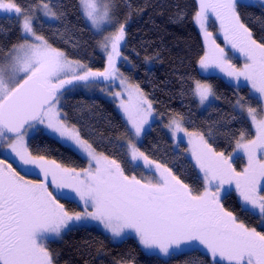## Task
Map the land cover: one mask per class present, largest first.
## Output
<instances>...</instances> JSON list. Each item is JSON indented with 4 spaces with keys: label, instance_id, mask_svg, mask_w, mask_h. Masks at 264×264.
Listing matches in <instances>:
<instances>
[{
    "label": "snow or ice",
    "instance_id": "6c2138e0",
    "mask_svg": "<svg viewBox=\"0 0 264 264\" xmlns=\"http://www.w3.org/2000/svg\"><path fill=\"white\" fill-rule=\"evenodd\" d=\"M257 2L264 9V0ZM78 4L96 34L115 27L97 42L106 55L103 71L70 59L39 34L43 23L63 18L59 3L36 0L22 7L18 0H0V14L17 19L21 33L18 43L0 51V264H57V254L50 250L49 243L66 231L86 229L94 223L113 240L134 236L153 254L195 257L187 264H264V37L255 38L237 10L238 5L250 7L255 3L196 0L192 14L205 44L198 60L201 72L209 79L218 70L234 81L237 90L248 88L251 99L237 96L232 107L255 132L250 138L246 129L238 134L229 129L225 135L229 143L234 142L237 152L225 155L209 143L215 140L211 129L207 133L189 131L183 115L170 117L167 128L174 139L184 134L176 141L177 147L187 138L202 189L190 186L172 168L151 159L133 142L144 133L145 125L151 130L149 120L154 108L139 84L131 83L117 67L118 60L129 62L121 47H127L126 24L134 10L131 3L126 0L129 12L123 22L117 17V0H78ZM184 14L179 10L176 16L183 19ZM210 16L219 21L220 32L233 55L238 52L243 56L242 67L232 62L208 30ZM106 83L121 89L112 95L119 98V108L129 125V139L127 143L117 142L116 151L124 155L130 170L144 169L155 179L127 174L119 160L98 152L63 111L66 92L76 87L103 91L101 85ZM190 93L201 106L207 102L208 108L218 99L213 85L201 80L193 81ZM251 101H256L258 107ZM42 132L55 134L82 151L88 167L77 171L44 155H34L27 138ZM239 152L247 157V167L242 171L231 162ZM36 169L42 180L25 178ZM50 185L55 186L56 194ZM233 192L238 193L241 210L260 220L261 230L244 223L225 207L223 201ZM73 198L82 202L81 210L61 203V199ZM199 257L207 259L200 261Z\"/></svg>",
    "mask_w": 264,
    "mask_h": 264
},
{
    "label": "trees",
    "instance_id": "16d2710c",
    "mask_svg": "<svg viewBox=\"0 0 264 264\" xmlns=\"http://www.w3.org/2000/svg\"><path fill=\"white\" fill-rule=\"evenodd\" d=\"M35 2L18 0L22 7ZM127 2L131 3L134 10L126 24L127 47H121V52L131 62L124 71L152 101L156 115L166 121L179 113L185 117L184 126L189 131L207 133L211 129L215 140H209V143L217 151L226 154L235 149L234 142L229 143L225 135L229 129L237 134L239 130L246 129L250 138L254 137L251 124L247 120L242 121L232 107L239 95L246 101L251 99L248 88L242 87L237 91L219 74L205 79L200 73L198 60L204 53L205 45L192 19L196 0ZM125 4L126 0H117V17L121 22L129 12ZM59 5L64 11L61 21L54 25L43 23L42 28H38L39 34L44 35L54 47L65 51L70 59L87 63L93 70H103L106 62L97 46L100 38L87 25L78 0H60ZM179 10L185 13L183 19L176 16ZM237 10L241 13V19L252 29L254 37L258 40L264 37V9L255 4L250 7L238 5ZM20 40L18 21L15 18H1L0 51H6ZM194 80L211 83L218 97L212 107L202 112L196 98L190 93ZM251 103L252 106H258L256 101ZM63 104L69 122L80 129L81 135L98 152L119 160L127 174L140 176L142 170H130L125 164L124 155L115 149L116 143H122L127 134V127L112 102L102 97L76 93L65 98ZM185 148L182 144V148L176 150L160 123L151 125V130L148 127L140 144V150L151 159L172 168L190 186L202 189L203 181L197 176L199 169ZM29 149L34 155H44L67 167L80 169L87 164L72 148L45 134L31 138ZM241 159L237 158V164ZM61 202L69 209L81 210L74 201L61 199ZM223 203L244 223L261 230L260 220L241 210V202L234 192ZM49 248L57 254V264H116L121 260L129 264H187L189 259H195L179 255L165 260L155 254H147L134 237L114 242L107 234L90 227L66 232L60 240H52ZM206 259L199 257L200 261Z\"/></svg>",
    "mask_w": 264,
    "mask_h": 264
},
{
    "label": "rangeland",
    "instance_id": "374dc122",
    "mask_svg": "<svg viewBox=\"0 0 264 264\" xmlns=\"http://www.w3.org/2000/svg\"><path fill=\"white\" fill-rule=\"evenodd\" d=\"M59 1H60V0H53V3H59ZM247 2L258 4L257 0H247ZM1 18H8V17H6V16L3 15V14H0V19H1ZM16 20H17V19H16ZM85 20H86V19H85ZM17 21H18V20H17ZM86 22H87V25L90 27L89 22H88V21H86ZM18 23H19V21H18ZM55 23H56V22H55ZM55 23H47V22H45V24H48V25H54ZM195 25H196V24H195ZM196 26H197V25H196ZM104 27H107V26L105 25ZM90 28H91V27H90ZM197 28H198V30H199V32H200L202 38H203V34H202L201 30L199 29L198 26H197ZM91 30L93 31L92 28H91ZM114 30H115V27H112V28H108L107 31H104L102 34H96L94 31H93V32H94L96 35H98L99 38H100L99 40H101V39L103 38V35H107L108 32H110V31H114ZM208 30L211 31V32L213 33V36H214V38L216 39V42H217L218 44H220L221 47H224V48H225V51L228 52V55H229V57L232 59V62H233L234 64H236L238 67H242V66H243V63H244V58H243V56H242L240 53H238V52L235 53V55H233V51L231 50V46L226 44V41H225L224 38H223V34L220 32L219 21L215 20L214 17H211V16H210V19H209V21H208ZM203 41H204V40H203ZM204 45H205V44H204ZM122 48H123V47H122ZM123 49H124V48H123ZM99 50H100L99 52L104 56V58H105V62H106V55H105V53H104L100 48H99ZM122 54H123V56L128 57V56L125 55L124 53H122ZM128 61H129L128 63H124V62L118 60V61H117V67L119 68L120 72H122V73H123L128 79H129V81H130L131 83H134V82L129 78V76H127V74H126L125 71H124L125 69L129 68L130 65H131V62H130L129 57H128ZM83 63H84V62H83ZM86 64H87V63H86ZM87 65L90 67L89 64H87ZM105 66H106V63H105ZM90 68H91V67H90ZM199 70H200V68H199ZM94 71H96V70H94ZM101 71H103V70H101ZM200 73H201L203 76H205V74H203V73L201 72V70H200ZM215 74H219V75H220L223 79H225L229 84H231V85L234 86V81H233L231 78L226 77L223 73H219L218 70H217L215 73H213V75H215ZM202 82H206V81H202ZM134 84H135V83H134ZM66 87H70V86H66ZM101 87L104 89L103 91H101L100 88L84 89L83 87H76V88H74L71 92H66L65 98H67V97L70 96V95L76 94V93H82V94H84V95H86V96H90V97H102V98H105V99H107L108 101L112 102V103L114 104L116 110L118 111V113L121 115V117L123 118V120H124L125 123H126L127 134L124 135V137H123V139H122V143H127L128 139H129V133H128L129 125H128L127 122H126V118L124 117V114H123L122 110L119 108V98H116V97H114V96L112 95L113 92L120 91L121 89H120L119 87L115 86V85L109 87L107 83L104 84V85H101ZM241 88H242V87H241ZM237 91H238V90H237ZM239 96H240V95H239ZM65 98H64V100H65ZM125 98H126V95H125ZM147 98H148V97H147ZM148 99H149V98H148ZM209 99H210V101L212 100L211 97H210ZM64 100L62 101V104H63ZM149 100H150V99H149ZM196 100H197V102H198V99H197V98H196ZM216 102H217V99L214 100V101H212V104H214V103H216ZM152 104H153V103H152ZM254 107H258V106H254ZM153 108H154V107H153ZM198 108H199V110H200L201 112L204 111V110H206V109L208 108V107H207V102H206L205 106H201V105L199 104V102H198ZM63 111H64V110H63ZM170 117H171V116H170ZM170 117L167 118L166 121H163L162 118H160L159 116H157L156 113H155V111H154V113H153V117L150 118V120H149V124L153 125V124H156V123H160V125H161L162 129L164 130V132L166 133V135H167V136L171 139V141L173 142V144H174V148H175L176 150H180V149L182 148V144H184V145L186 146V148H185V152H186L187 154L190 155V152H189L190 145L188 144V142H187V138H186V137L184 138L183 143H180L179 146L177 147V142H176V141L179 139V137L183 136L184 134H183V133H179V134L177 135L176 139H174V138L171 136L170 130L167 128V124L169 123V119H170ZM39 127L44 128L43 125H41V126H39ZM148 127H149L148 125H145V131H144V133L141 134V137L139 138V140H134V141H133V142H135V143L137 144V146H138L139 148H140V144H141V142H142V140H143V138H144V135H145L146 131H148ZM251 127H252V126H251ZM252 130H253V132H254V129H253V128H252ZM40 134L48 135V136H50V137H52V138L58 140V141L61 142L62 144L66 145V146H69L70 148H72V149H73L75 152H77L81 157H83V159L86 160L87 164H86V166H85L84 168H87V167H88V158H87V156H86L82 151L76 149L75 147H72V146L70 145V143H65L63 140L57 138L55 134H48L47 132H42V133H40ZM254 134H255V132H254ZM38 135H39V134H38ZM31 138H33V136L30 134L29 137L27 138V139H28V147H29V142H30V139H31ZM234 152H237V150L234 149L231 153H228V154L225 153V155H231V154H233ZM238 158H242V159H241V162H238V164H237V156H235V155L233 156V159H232L231 162H232V164H233V167H234L237 171H242L245 167H247V157H246L242 152H239V153H238ZM48 160H49V159H48ZM10 162H11V161H10ZM57 163H58V164H61V163H59V162H57ZM61 165L64 166V167H67V166H65V165H63V164H61ZM13 167H17L18 171H23V170H21L16 164H13ZM67 168H72V167H67ZM75 169H77V168H75ZM80 169H83V168H80ZM80 169H77V171H79ZM141 170H142V173H141V174H143V177H144V178H147V179H155V177H153L151 173L145 171L144 169H141ZM33 172H35V173L38 174V173H39V169H36V170L33 171ZM33 172H32V173H33ZM32 173L28 174L25 178H26V179H31V180H42V179H43L42 174L37 175V174H32ZM141 174H140V176H138V178L141 177ZM22 175H24V171H23V174H22ZM201 175H202V174H201ZM50 190L54 191V194H56V193H55V186H54V185H50ZM63 191L70 192L71 190H69V189H65V190H63ZM234 193L237 195V197H238V199H239V201H240V198H239V196H238V193H236V192H234ZM73 196H74V194H73ZM68 200H71V201L76 202V203L80 206V208H81V204H82V202H79V201H78V198H73V199H68ZM240 202H241V201H240ZM61 203H62V202H61ZM65 206H66V205H65ZM89 227H90V228L97 229V230H99V231H101V232L107 234V235L110 237V235H109L108 233H106V232L102 229V226H100L98 223H94V224L90 225ZM66 232H68V231H66ZM66 232H64V233L61 234V238H62V236H63ZM133 237H134V236H133ZM61 238H59V239H54V240H60ZM110 238H111V237H110ZM134 238H135V237H134ZM111 239H112V238H111ZM135 239H136V238H135ZM136 240H137V239H136ZM112 241H114V242H121L122 240H113V239H112ZM137 241H138V240H137ZM140 246H141V245H140ZM141 247H142V246H141ZM142 248H143V247H142ZM143 250H144L147 254H153V253L149 252L148 250H146V249H144V248H143ZM155 255H157V254H155ZM157 256H159V257H161L162 259H165V260H166V259H169L168 257H164L163 255H157Z\"/></svg>",
    "mask_w": 264,
    "mask_h": 264
},
{
    "label": "flooded vegetation",
    "instance_id": "af4514ba",
    "mask_svg": "<svg viewBox=\"0 0 264 264\" xmlns=\"http://www.w3.org/2000/svg\"><path fill=\"white\" fill-rule=\"evenodd\" d=\"M18 170V169H17ZM21 174H23V171H21ZM32 174H37V173H35V172H33ZM38 175V174H37Z\"/></svg>",
    "mask_w": 264,
    "mask_h": 264
}]
</instances>
